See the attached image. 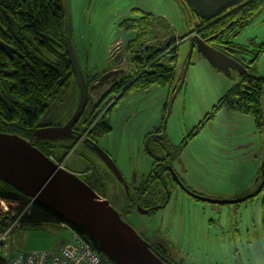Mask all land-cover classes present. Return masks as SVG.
I'll return each mask as SVG.
<instances>
[{"label":"rangeland","instance_id":"rangeland-1","mask_svg":"<svg viewBox=\"0 0 264 264\" xmlns=\"http://www.w3.org/2000/svg\"><path fill=\"white\" fill-rule=\"evenodd\" d=\"M188 1L196 8L210 10L226 0ZM70 4L71 43L83 72L102 70L107 66L109 53L115 51V46L119 44L121 49L124 48L131 34L121 32L117 24L129 16L133 7L165 17L175 36H181L193 27L192 21L188 24L187 9L177 0H70ZM233 41L247 47L246 52L257 50L258 44L264 41V4L253 21ZM28 47L36 55L56 64L57 59L50 50L36 49L34 44H28ZM189 47V39L180 41L173 64L175 75L170 85H153L145 91L129 92L107 114L111 130L99 140V146L109 151L127 178L134 168L143 173L148 171L150 160L143 151L148 132L162 125L169 143L179 145L212 111L219 97L244 70L242 65V70L231 69L226 74L212 66L195 48L184 81L174 95L165 119L163 103L169 93L171 97V90L179 82ZM252 56L248 52L246 64L251 73L263 78L261 124L258 125L249 114L220 108L210 119L203 120L199 131L178 148L180 158L176 161V169L181 176L190 185L220 197L241 195L254 189L264 169V50L255 61L249 62ZM122 64L128 66L129 62L123 60ZM131 69L133 66L129 65ZM103 86L107 88V85ZM101 88L95 87L92 94H102L105 88ZM78 100L79 87L74 76H70L52 95L38 122L42 125L64 124L73 114ZM92 103L91 99L84 117ZM64 142L69 143V140ZM56 151L61 154L63 149ZM84 151L82 144L69 151L65 156L68 170L86 165V160L80 155ZM90 155L98 159L95 154ZM56 159L59 160L58 157ZM113 182L116 183L115 180ZM182 194L173 190L170 201L154 217L133 210L128 218L139 227L148 218L152 227L158 228L160 234L172 241L170 246H173L174 254L179 258L183 256L186 264H264L260 196L240 203L234 215L232 204L195 201ZM111 195L113 191L107 198L109 203L114 208L120 207V204L116 206ZM69 234L68 227L50 220L34 226L23 224L13 231L9 241L12 249L56 250ZM100 257L104 264H108L102 253Z\"/></svg>","mask_w":264,"mask_h":264},{"label":"trees","instance_id":"trees-1","mask_svg":"<svg viewBox=\"0 0 264 264\" xmlns=\"http://www.w3.org/2000/svg\"><path fill=\"white\" fill-rule=\"evenodd\" d=\"M183 1L189 13L188 24L192 21L194 28H189L181 36L172 33L170 23L165 17L137 7L131 8L129 16L118 22L117 26L121 32L131 34L122 54L129 58L133 69L110 83L97 100L96 108L89 109L84 117L87 106L85 107L79 121L89 125L102 108L109 104L106 113L98 118L97 126L89 130L88 135L95 133L99 136L111 130L106 114L129 92L145 91L153 85H170L175 75L173 64L177 58L180 41L188 39L192 32H196L207 44L227 54L235 52L236 60L244 67V70L239 72L238 80L219 97L212 111L207 113L203 120L210 119L220 108H227L249 114L258 125L261 124L263 78L250 72L245 56L248 52L252 53L249 62L255 61L264 50V41L258 44L257 50L246 52L247 47L234 43L233 38L253 21L264 0H226L210 10L199 9L188 0ZM64 34L63 0H0V41L14 49L9 53L0 44V131L23 137L45 154H53L59 160L64 159L73 149L76 140H69V143L62 140H38L34 137V131L43 126L38 121L45 113L52 95L73 76L65 50ZM148 39L153 40L150 43L152 47L145 44ZM28 44L36 45V49L42 47L50 50L57 59L56 64L36 55ZM166 107L167 101L163 106V117ZM203 120L192 129L190 136L195 135L200 126H203ZM86 129L87 126H83L81 133ZM188 138L183 140V145ZM58 148L63 149L61 154L57 153ZM81 154L87 161L86 165L73 172L81 173L80 177L91 188L102 197L108 198L110 192L105 187L104 179L95 172L94 163L90 158L83 152ZM91 168L93 171L86 173ZM257 182L260 184L258 180ZM259 187L257 195L260 196L261 230L264 240V183ZM0 196L13 201L28 199L2 181ZM25 202L24 205L27 204V201ZM50 220L61 221L53 212L33 201L29 212L23 213L18 228L25 223L34 226ZM74 229L87 238L99 254L101 253L92 239L77 228ZM105 259L108 264H114L106 257ZM0 264H6V259L1 253Z\"/></svg>","mask_w":264,"mask_h":264},{"label":"water","instance_id":"water-1","mask_svg":"<svg viewBox=\"0 0 264 264\" xmlns=\"http://www.w3.org/2000/svg\"><path fill=\"white\" fill-rule=\"evenodd\" d=\"M177 2L184 4L183 0H177ZM63 14L64 44L73 76L79 87V100L73 114L64 124L37 127L34 136L38 140L77 139L79 133L73 127L85 109L89 88L104 84L123 71V69L111 70L104 74L98 83L89 86L71 43L70 0H63ZM189 40L190 47L187 58L179 82L168 102L165 119L169 114L173 97L184 81L194 48L212 66L226 74H229L231 69L242 70V64L236 60L234 55L207 44L197 34L190 36ZM0 44L9 53L14 51L11 46L2 41ZM110 75L112 78L109 79ZM84 142L91 144L90 147L98 153L112 172L120 180H123L116 163L102 148L88 138ZM0 181L9 184L53 212L61 221L86 234L93 240L99 251L114 264H165L152 253L147 243L133 227L124 221L119 211L109 203V200L99 195L76 172L60 167L29 140L1 131ZM243 199L244 197H241L237 201ZM210 201L232 202V200L216 198H212Z\"/></svg>","mask_w":264,"mask_h":264},{"label":"flooded vegetation","instance_id":"flooded-vegetation-1","mask_svg":"<svg viewBox=\"0 0 264 264\" xmlns=\"http://www.w3.org/2000/svg\"><path fill=\"white\" fill-rule=\"evenodd\" d=\"M194 34H197V33L192 32L190 36ZM190 36L188 37V39H190ZM152 41L153 40L148 39L145 42V44L152 47V45H150ZM122 51H123V48L121 49L118 44L117 46H115V51L109 53V57H108L109 60H107L106 62L107 66H105V68H103L102 70H91L88 72H83L85 74L86 81L88 82L89 86L98 83L100 81V78L107 72L111 70L117 71L119 69H123V71L118 73V75L113 77V79H110L112 78L110 75L109 76L110 80L108 82L95 86V87L102 86V88H105L103 85H107L106 86L107 88L104 89L106 90L108 89L110 85L109 83H112L115 79L119 78L124 73H127L130 71L129 65L131 66L132 64L130 60L125 58V56L122 54ZM230 55H235V52ZM123 60H125L126 63L129 62L128 66H125L122 64ZM95 87L89 88V91H88V101H87L86 106L88 105L89 101L92 99L93 103L91 104V107H90L91 110L96 108V105H97L96 102L97 100H99V97L102 95V94H98V95L92 94V90L94 91ZM174 90H171V91L174 92ZM91 94L92 96H90ZM171 97L169 93L168 97L165 100V102L167 101V105ZM164 103H163V106H164ZM108 106L109 104H107V106L102 108L98 116L89 125H86V122H81L79 120L76 122L73 128L79 133L77 139H66L62 141L64 142L67 140H70V141L76 140V143L73 146L72 151L78 145L80 144L83 145L84 150H85L83 153L85 154L86 157L90 158V160L94 163L93 167L95 168V172L100 174L102 178L104 179L105 187L107 191L108 192L113 191L112 197L114 199L116 206L117 204L118 205L120 204V207H115V208L119 211L124 221H126L131 227H133L136 230V232L142 237V239L147 243L149 249L158 259H160L165 264H186L184 262L183 256L179 258L177 257V254L176 255L174 254V251H173L174 248L173 246L172 247L170 246V244H172V241H170V239L165 238L162 234H160L158 228L152 227L149 224L150 221L148 218L146 219V223L143 225H140V227L139 225L138 226L134 225V223H132L129 220L128 217L133 212V210H136L141 214H147V215H151L152 217H154L158 213V211L164 208L167 205V203L170 201L172 197V191L174 190L176 192L180 191L181 193H183L182 195H187L189 198L195 201L210 202V203H215V204H232L234 208V215H236L239 204L242 202H245L249 198H253L260 191L259 186L262 187L264 183V169L260 175L261 176L259 180L260 184H258V182L256 181L255 188L250 189L245 194H241L242 196L236 195V196H231V197L230 196L220 197V196L213 195L212 193H208L207 191H204L198 187L196 188L190 185L176 169L177 167L176 161H178L180 158V153L178 151V148L183 147L184 145L182 144V142L179 145L170 144L169 141L166 139L164 126L160 125L158 127L153 128L150 132H148L145 135L147 139L145 141V146L143 148V151L144 153H146V155L148 156L150 160L148 164V171L143 173V171H141L140 169L134 168L131 170L132 172L130 174V177L127 178L124 176V174L120 170L116 162V159L113 158V156L109 153V151L106 148H102L101 146H99V140L102 137H104L106 134H108L109 131L99 136L95 135V133H90V135H88V133L90 132L89 130L97 126L98 124L97 121L100 119L99 117H102L101 115H104L106 113V110H107L106 107ZM106 119H107V114H106ZM57 124H60V123H55V124L46 123L43 125H57ZM83 126L84 127L87 126V129L81 133V129ZM189 133L187 137L191 138L192 136H190ZM86 138L96 143V145L102 148L112 158V160L116 163L118 169L120 170L123 180H120L112 172V170L101 159L98 153L90 147L91 144H89L88 142H84ZM188 139H186V141ZM90 154H95L98 159H93V157ZM81 156L82 158H84L82 154ZM180 170L185 171V168L180 167ZM92 171H93V168L88 170L86 173L90 174ZM113 180H115L116 183H114ZM241 197H244V199L237 201ZM205 198L232 200V202H229V203L214 202V201H210L211 199L207 200ZM112 206L114 207V205ZM261 223H262V217L260 221V227H261ZM262 236H263V233H262Z\"/></svg>","mask_w":264,"mask_h":264},{"label":"built area","instance_id":"built-area-1","mask_svg":"<svg viewBox=\"0 0 264 264\" xmlns=\"http://www.w3.org/2000/svg\"><path fill=\"white\" fill-rule=\"evenodd\" d=\"M48 157L60 167L66 168L67 157L62 160H57L53 154H48ZM77 174L80 176L81 173ZM32 202L29 197L27 200L13 201L0 196V253L5 257L6 264H104L90 241L64 221L59 224L68 227L70 234L56 250L12 249L10 236L18 228L23 213L29 212Z\"/></svg>","mask_w":264,"mask_h":264}]
</instances>
